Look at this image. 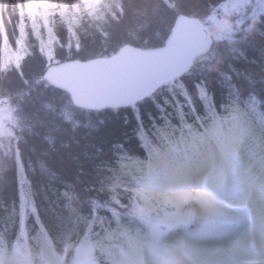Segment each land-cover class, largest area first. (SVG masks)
Masks as SVG:
<instances>
[{
    "label": "trees",
    "instance_id": "obj_1",
    "mask_svg": "<svg viewBox=\"0 0 264 264\" xmlns=\"http://www.w3.org/2000/svg\"><path fill=\"white\" fill-rule=\"evenodd\" d=\"M226 1L169 0L170 4H166L163 0H120V9L114 15L109 14L103 30H97L96 21L85 23L86 30L79 32L78 38L86 51L72 55L109 57L115 52L117 39L123 45L143 49L159 47L164 44L177 15L204 19L210 9L217 13ZM28 4L29 0H0V28L6 29L11 46L9 41L18 40V23L26 11L28 15ZM255 17L264 20V15ZM249 18L244 19L245 27ZM22 22L33 24L29 16ZM35 23L41 24L43 20L37 17ZM30 29L27 31L31 48L20 66L9 65L4 69L3 33H0V101L14 113L8 134L0 135V228L9 219L10 212L18 220L21 211L27 213L33 223L32 231L35 225L49 226L55 214L63 216L69 203L82 213L95 210L102 215V220L99 216L95 220L94 232L100 221L106 225L104 207L123 209L127 203L123 195L118 197L120 203H117L107 189L112 170L125 156H145V139L156 142L157 138L153 120L161 128L193 131L210 126L218 116L235 113L237 106L261 132L264 131L260 123L264 115V31L249 37L243 32L236 33L235 44H229L227 39L213 41L206 55L211 59H197L186 73L193 83L199 80V84L189 90L190 95L181 89L172 93L169 88L170 96L175 98L176 111L168 108L161 114L157 108L145 106L138 114L143 118L137 122L126 112L115 115L117 109L76 108L65 92L41 80L48 62L68 61L66 49L60 44L69 36L64 26L56 29L57 57L48 60L38 50V41ZM150 43L154 46H149ZM198 88L212 97L209 102L197 98ZM168 112L172 115L168 116ZM18 162H22L24 183L19 180ZM81 228L83 226L77 224V231ZM69 234L72 240L77 239L76 231ZM54 240L59 243V237Z\"/></svg>",
    "mask_w": 264,
    "mask_h": 264
},
{
    "label": "clouds",
    "instance_id": "obj_2",
    "mask_svg": "<svg viewBox=\"0 0 264 264\" xmlns=\"http://www.w3.org/2000/svg\"><path fill=\"white\" fill-rule=\"evenodd\" d=\"M120 7V0H116L111 14ZM240 15L231 4L219 14L210 9L197 28L210 42L227 39L229 44L236 43L235 34L241 31L245 37L264 31V20L250 17L245 27L237 19ZM79 20L76 27L80 33L86 30L85 23H95L86 13ZM29 26L36 41H45L40 24H21L19 40L30 42ZM60 26L63 22L57 19L54 27ZM5 32L0 28V33ZM46 36L48 40V28ZM200 59L211 57L201 55ZM220 62L218 59L217 64ZM213 68L218 70L215 65ZM205 95L204 89H197V96ZM174 99L165 96L155 102L161 114L168 108L176 111ZM0 113V135H7V107H0ZM152 123L156 142L145 139L143 158H122L107 186L117 203L121 195L127 197L116 219L119 223L122 215L128 223L118 230H105L100 241L82 236L69 239L60 249L46 237L21 236L9 244L0 235V264H264V177L239 170L235 159L239 142L230 135L228 126H212L206 135L198 136L190 130ZM253 156L256 164L264 167V146ZM241 208L249 210L248 227L217 238L239 219ZM100 228L104 229L103 223Z\"/></svg>",
    "mask_w": 264,
    "mask_h": 264
},
{
    "label": "snow or ice",
    "instance_id": "obj_3",
    "mask_svg": "<svg viewBox=\"0 0 264 264\" xmlns=\"http://www.w3.org/2000/svg\"><path fill=\"white\" fill-rule=\"evenodd\" d=\"M115 2L116 0H108L107 3L101 5L99 0H29L28 16L33 21L34 26L36 25L35 21L37 17L43 20L45 25H49L51 21L48 27L50 38L47 41L41 40L38 44V50L48 60H53L57 57L56 41L59 40V36L56 34L54 24L57 19H60L63 22L64 30L69 36L67 41L61 42L60 44L61 48L66 49V55L69 57L67 62H61V67L69 71L94 72L103 66V70L113 77L108 85L103 86L105 88L106 103L110 107L117 109L115 115L126 112L139 122L143 117L138 114L143 112L145 106L157 108L153 100L161 101L162 97H171L169 88L172 93H175L177 89H181L188 91L190 95L189 90L196 87L199 84V80L193 83L186 74L180 75L179 73L183 71L182 68L175 69L169 73L167 83L163 87L160 86L163 83L160 79H153L147 83L144 81L125 82L123 80L124 61L127 55L132 54L138 58L151 57L154 59H163L174 50L177 40L176 37L168 40L167 46L162 47L157 53H135L133 49L125 47L117 39L115 52L108 60H97L95 54L73 57V52L79 54L85 53L86 51L78 38L79 30L76 27L81 23L79 20L80 15L86 13L93 17L96 21V26L103 30L106 16L112 13ZM248 2L249 0H234V3L237 4ZM255 2L258 8L253 10V16L264 15V0H255ZM20 35L21 30L18 29L17 36L19 37ZM9 42L12 43L14 53L17 46L19 48V53L14 54L12 58L15 60L17 66H20V60L31 48V42L25 43L19 39ZM72 87L74 94L78 95L81 91V86L73 85ZM197 98L199 99V96ZM103 106V104L98 105V107ZM159 110L157 108V111ZM120 123L123 124L124 120L122 119ZM17 168L19 180L21 183H24L25 176L22 162H18Z\"/></svg>",
    "mask_w": 264,
    "mask_h": 264
},
{
    "label": "water",
    "instance_id": "obj_4",
    "mask_svg": "<svg viewBox=\"0 0 264 264\" xmlns=\"http://www.w3.org/2000/svg\"><path fill=\"white\" fill-rule=\"evenodd\" d=\"M202 22L198 17L178 15L163 45L148 49L129 44L124 45L133 49L135 53H157L162 47L167 46L168 40L173 37L177 38L174 50L163 59L138 58L132 54L127 55L124 61L123 80L125 82L144 81L147 83L153 79H160L163 81L160 86H163L167 83V76L173 70L182 68L183 71L179 74L183 75L189 70L197 57L204 55L210 49L211 42L205 39L204 34L197 28L198 23ZM111 56L96 59L108 60ZM43 79L50 85L69 93L73 103L78 107L91 110L112 108L106 103L105 88L103 86L108 85L113 77L103 70V66L94 72H78L64 69L59 63L48 67L43 74ZM73 85L81 86L78 95L74 94ZM101 104L104 106L98 107Z\"/></svg>",
    "mask_w": 264,
    "mask_h": 264
},
{
    "label": "rangeland",
    "instance_id": "obj_5",
    "mask_svg": "<svg viewBox=\"0 0 264 264\" xmlns=\"http://www.w3.org/2000/svg\"><path fill=\"white\" fill-rule=\"evenodd\" d=\"M165 1L167 3H169V0H165ZM99 2H100L101 5H103L104 3H107L106 0H99ZM248 3L237 4V3H234V0H228L227 3H225L223 6H225V8H227L229 6V4H231L237 11H239L241 13V15L238 17V18L241 17L239 19V20H241L242 19V16H245V17H254L253 14L252 15H248L245 12H242L241 11V9L247 7V4ZM257 8H258V6H257ZM254 9L255 8L253 6L252 7V13H253V10ZM108 16H106V19L108 18ZM25 17H26V20H24ZM23 18H21V23H18V26H20L21 24H26V23H23L22 21H24V22L27 21V19H28L27 11H26V15L23 14ZM40 25H43L44 26L42 32L45 34V41H47L46 30H47V28L50 25H45L44 22L41 23ZM28 29H30V26L28 27ZM30 30H32V28ZM2 35H3V48L1 49V51L3 53V57H2V67L4 69L8 65H10V64H13V65L17 66V64L15 63V60L12 57L14 56V54H18L19 53V48L17 47L16 48V51L14 53L13 52V49H12V46L8 43V40L5 39V37H6L5 33H3ZM37 43L39 44V42H37ZM21 60H20V62H21ZM5 64H6V66H5ZM0 107H7L8 115H9V121H8L7 124H5V128L7 129V131H9V129L12 127V123H14V118H13L14 117L13 116L14 113L8 108V106L1 105ZM2 118H3V113H0V120H2ZM227 121H231V122H227ZM224 122H226L227 124H224ZM220 124L227 125L228 126L229 133H230V130H233L234 133H230V135H232L239 142V151H238V153H237V155L235 157V158L238 159L237 164L238 165H241V162H242L243 158L244 159L246 158V161H245V163L243 165L249 167L250 169L253 168L252 169L254 171L253 176H255V177H259V176L260 177H264V167H261L258 164H256L255 167H252V168L250 167L251 162L252 161H256V157L253 156V152L250 150L251 141H253L254 138H257L258 137V134L254 130L253 126H251V124L248 123V122H241V123H238L237 126H235V125H233V119H231L229 117L228 118L226 117V119H224V120H220L219 123L215 124L214 126H217V125H220ZM235 133H236V135L234 136ZM251 133H253V135H251ZM258 142L260 143V140ZM258 142H256L257 143V148L256 149H259L260 148ZM255 163H252V164H255ZM223 194L226 195L225 193H221V195H223Z\"/></svg>",
    "mask_w": 264,
    "mask_h": 264
},
{
    "label": "bare ground",
    "instance_id": "obj_6",
    "mask_svg": "<svg viewBox=\"0 0 264 264\" xmlns=\"http://www.w3.org/2000/svg\"><path fill=\"white\" fill-rule=\"evenodd\" d=\"M169 34H170V32H168L167 37H165V39L163 40V43H164L165 40L168 38ZM149 46H154V44H151V43H150ZM53 88L58 89V88H56V87H53ZM58 90H59V89H58ZM57 215H58V216H57ZM54 217L56 218L57 221H61L62 223H64V221L68 220V218H66V216H62V214H60V213L55 214ZM65 218H66V219H65ZM69 219H73V218H72V217H69Z\"/></svg>",
    "mask_w": 264,
    "mask_h": 264
}]
</instances>
